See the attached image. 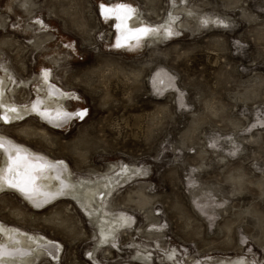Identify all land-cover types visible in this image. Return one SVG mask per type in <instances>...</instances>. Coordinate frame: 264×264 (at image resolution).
Here are the masks:
<instances>
[{
  "label": "rangeland",
  "instance_id": "1",
  "mask_svg": "<svg viewBox=\"0 0 264 264\" xmlns=\"http://www.w3.org/2000/svg\"><path fill=\"white\" fill-rule=\"evenodd\" d=\"M117 1L176 32L117 47L100 13ZM45 69L64 124L32 110ZM4 75L31 111L0 116V139L58 182L49 196L0 186V223L41 240L33 264H264V0H0ZM100 179L106 241L72 196Z\"/></svg>",
  "mask_w": 264,
  "mask_h": 264
},
{
  "label": "bare ground",
  "instance_id": "2",
  "mask_svg": "<svg viewBox=\"0 0 264 264\" xmlns=\"http://www.w3.org/2000/svg\"><path fill=\"white\" fill-rule=\"evenodd\" d=\"M102 5L105 9L112 10L111 12H105L101 7L100 13L106 19H109V21H111V23L115 27L114 43L119 48L124 46L127 48L135 49L138 46L140 47L141 45L146 44V41L150 38H164L165 36H171L177 30L176 25L172 22V20H170L169 22H165L162 25H152L150 23L142 22L141 20H139L138 14H136L137 12L135 13L134 8L130 3L117 1L113 3H103ZM142 29H146L147 31H141ZM47 74V70L45 69V73L43 76L46 82L44 83V86L42 88L38 87V90L42 89L40 98L43 101L44 105L42 107H32V110L36 108V110L42 115V117L50 118L51 120H55L56 122L60 121L64 124L65 122L69 121V115L71 114V111L68 110L63 98L57 97L54 94H49V88L47 85L50 80L46 78ZM164 84L166 85V83ZM10 87L11 84L9 79L5 75L3 77L0 76V108L2 109L0 116L4 124L6 122H8V124H11L12 120H16L17 118L19 119L20 117L27 115L29 111H31V108L28 107V105L27 107H23L12 101L11 95L5 92L6 88L8 89ZM61 91L62 93H64L63 90ZM81 111L82 109L78 108L75 112L72 113L76 117H81L82 119H84L86 114L84 111ZM0 138L6 139V137L2 133H0ZM0 144L3 145L2 147H0V149H5L7 152L6 165L0 170V186L10 187L8 181L13 176V173L9 172V167L13 166L16 168V171L14 173L15 179L21 182V187L13 188L19 190L22 194L34 197L37 194H43L44 196L49 193L52 195L55 193L52 191H54L53 189L58 182H53V180L56 179L55 174H53L49 170V168L51 167L49 163L44 160L45 157H40V153L29 148H16L10 144L3 142V140L0 141ZM0 152L2 151L0 150ZM18 156L20 157L19 160L17 159ZM108 176L109 175H107V177ZM111 181H109V183H105V180L102 179L96 181L83 180L80 181V183L77 185L76 191L72 192L73 198L76 199V201L81 206L86 205L90 208L88 209V213L92 218L93 216L96 217V214L100 215L98 226L99 228H101L102 238L105 239L104 241H106L107 238L112 235V230L108 229L109 231L107 232L106 228H115L113 227V225H115L116 223V220L112 219L111 222L105 221V215L102 212L104 203L103 199H105L106 197L104 193L106 190H109L112 187V185L110 184ZM22 188H24L25 190H21ZM1 190L8 189H0V191ZM94 201H96L97 207H94ZM16 232L20 233L17 235L20 242L12 243L11 241L13 235H15ZM39 241L41 240L36 239L35 237L32 238L30 237V235H25L23 231L18 229L17 227L0 223V264H33V259L28 254L34 249L36 250V244L34 243H39ZM17 250L22 253L17 254ZM24 251H26V253H23Z\"/></svg>",
  "mask_w": 264,
  "mask_h": 264
},
{
  "label": "snow or ice",
  "instance_id": "3",
  "mask_svg": "<svg viewBox=\"0 0 264 264\" xmlns=\"http://www.w3.org/2000/svg\"><path fill=\"white\" fill-rule=\"evenodd\" d=\"M101 7H102V9H103L105 12H111V11H112L111 9H105L103 5H102ZM141 31L146 32L147 30H146V29H142ZM2 146H3V145L0 144V147H2ZM17 159L19 160L20 157L18 156ZM15 171H16V168H15V167H13V166H10V167H9V172H10V173H13V176L9 179L8 182H9L10 186H12V187H21V182H20V181H17V180L15 179V175H14ZM21 190H25V189L22 188Z\"/></svg>",
  "mask_w": 264,
  "mask_h": 264
},
{
  "label": "flooded vegetation",
  "instance_id": "4",
  "mask_svg": "<svg viewBox=\"0 0 264 264\" xmlns=\"http://www.w3.org/2000/svg\"><path fill=\"white\" fill-rule=\"evenodd\" d=\"M86 117V116H85ZM1 153V152H0ZM96 197H98V196H96ZM94 203H96V201H94ZM94 207H97V203H96V206L94 205Z\"/></svg>",
  "mask_w": 264,
  "mask_h": 264
}]
</instances>
